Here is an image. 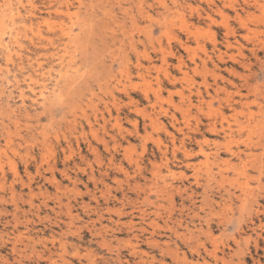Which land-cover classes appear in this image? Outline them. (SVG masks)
Wrapping results in <instances>:
<instances>
[{
  "label": "rangeland",
  "instance_id": "374dc122",
  "mask_svg": "<svg viewBox=\"0 0 264 264\" xmlns=\"http://www.w3.org/2000/svg\"><path fill=\"white\" fill-rule=\"evenodd\" d=\"M262 62L264 0H0V264H264Z\"/></svg>",
  "mask_w": 264,
  "mask_h": 264
},
{
  "label": "bare ground",
  "instance_id": "6f19581e",
  "mask_svg": "<svg viewBox=\"0 0 264 264\" xmlns=\"http://www.w3.org/2000/svg\"><path fill=\"white\" fill-rule=\"evenodd\" d=\"M66 1V0H65ZM8 4V3H7ZM10 4V3H9ZM20 4V3H19ZM22 5V4H21ZM5 7V6H4ZM22 7V6H21ZM14 11V10H13ZM16 11H18V10H16ZM12 12V11H11ZM13 13H15V12H13ZM17 13V12H16ZM21 13V12H20ZM13 15V14H12ZM22 15L23 14H21L20 16L22 17ZM9 16V15H8ZM18 15H16L15 14V17H17ZM20 17V18H21ZM11 18V17H10ZM15 19V18H14ZM19 19V18H18ZM22 19V18H21ZM245 19V18H244ZM7 21H9V19L7 20ZM17 21V20H16ZM19 21V20H18ZM5 22V21H4ZM8 23V22H7ZM18 23H21L20 21L18 22ZM12 24V23H11ZM3 25V24H2ZM14 25H16V24H14ZM18 25V24H17ZM22 25H24L23 23H22ZM6 27H9L8 25L6 26ZM6 27H5V29H6ZM16 27V26H15ZM2 28H4L3 26H2ZM20 28V27H19ZM15 30V29H14ZM13 30V31H14ZM17 31V30H16ZM9 32H11V30L9 31ZM5 33H7V32H5ZM19 33V32H18ZM12 35V34H11ZM11 37V36H10ZM14 39V38H13ZM18 40V39H17ZM16 40V41H17ZM19 41V40H18ZM16 43V42H15ZM21 44V43H20ZM8 45V44H7ZM9 46V45H8ZM21 46V45H20ZM8 50H9V48H8ZM10 53V52H9ZM13 53V52H12ZM14 55V54H13ZM18 55H20V54H18ZM17 55V56H18ZM137 55V54H136ZM8 57H11V56H8ZM7 59H9V58H7ZM12 60V59H11ZM9 61H10V59H9ZM263 63V66H264V62H262ZM262 65V64H261ZM238 74V72L236 73V75ZM82 77V76H81ZM241 78V77H240ZM183 80H185V79H183ZM231 84V83H230ZM70 85V84H69ZM68 85V86H69ZM255 87V86H254ZM256 88H258V87H256ZM260 88V87H259ZM255 89V88H254ZM251 90H252V88H251ZM259 89H256L255 91H253V92H255V93H257L255 96H256V98L253 100V101H251V102H249L250 100H249V94L248 95H245V94H242L241 92H239V94H240V97H241V99L239 100V102L238 101H229V105H230V107H232L233 109H234V111L235 112H240V113H242V114H245V116H246V122L245 123H239V129H238V131L239 132H242L243 130H245V129H248V128H251L253 125H256V126H262V128H263V130H264V105L261 103V102H259L258 101V99L259 98H257V96L259 97ZM222 92V91H221ZM198 94H197V99H198V104H199V106H201L202 104L204 105L205 103H207V104H211L209 101H207L206 100V97H205V95L203 94V92H201V91H199V92H197ZM207 94H208V96H210V98H211V100H213L215 97L213 96V95H211V93L208 91L207 92ZM260 96H261V94H260ZM187 100V99H186ZM229 100V99H228ZM189 101H190V103L192 104V101H191V98L189 97ZM251 105H256L257 107H258V110L257 111H254V110H252V106ZM238 106L241 108L240 109V111H239V109H238ZM181 109V108H180ZM148 116V115H147ZM223 121L224 120H226L227 118H226V116L225 115H223L222 116V118H221ZM237 121V120H236ZM221 124V123H220ZM229 127V126H228ZM159 128V127H158ZM209 128H210V130H211V132H217L218 131V124H217V122H211V123H209ZM222 128H223V130H226V128H225V126L224 125H222ZM230 130H231V128H229ZM255 129V128H254ZM250 130V129H249ZM251 131H252V129H251ZM206 137V136H205ZM208 140V139H207ZM162 142V141H161ZM203 142V141H202ZM263 146L264 147V136H263V138H260L258 141H257V143H256V145H254V146ZM248 148V150H249V153H247L246 151H243V150H241V149H239V150H237V151H233V154L234 155H236L237 157H239L240 159H242V155L243 154H246V156H248V158H249V156L251 157V155H252V153H251V151H252V148H251V146H247ZM253 148H255V147H253ZM203 150V149H202ZM189 154V153H188ZM253 167V166H252ZM258 172L260 173V174H264V164H261L260 166H259V168H258ZM2 173H4V172H2ZM210 179V178H209ZM248 179V178H247ZM260 184V183H259ZM261 185V184H260ZM247 186V185H246ZM245 188H243V190H244ZM253 194V193H252ZM249 195V194H248ZM245 199V198H244ZM135 251H137V249L135 248ZM138 253V252H137Z\"/></svg>",
  "mask_w": 264,
  "mask_h": 264
}]
</instances>
